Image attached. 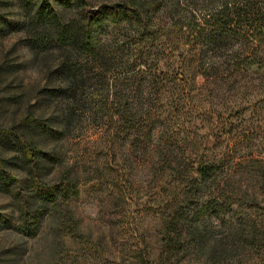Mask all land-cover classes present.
<instances>
[{
  "label": "rangeland",
  "instance_id": "374dc122",
  "mask_svg": "<svg viewBox=\"0 0 264 264\" xmlns=\"http://www.w3.org/2000/svg\"><path fill=\"white\" fill-rule=\"evenodd\" d=\"M173 2L144 56L134 55L123 34L102 58L80 56L92 101L70 121L49 96L59 84L58 53L34 58L18 30L0 36V134L30 102L35 115L67 124L34 137L43 162L59 155L44 168L49 188L63 180L78 189L58 200L41 233L24 223L15 188L0 190V264H132L141 253L156 259L173 204L189 211L184 234L193 226L207 234L199 244L180 242L168 264H264L260 230H228L232 218L264 219V37L245 21L234 25L240 18L208 21L218 5L244 7L237 0ZM25 11L13 3L8 18ZM14 153L0 145V156ZM200 171L207 178L196 184ZM28 190L21 186L22 195Z\"/></svg>",
  "mask_w": 264,
  "mask_h": 264
},
{
  "label": "trees",
  "instance_id": "16d2710c",
  "mask_svg": "<svg viewBox=\"0 0 264 264\" xmlns=\"http://www.w3.org/2000/svg\"><path fill=\"white\" fill-rule=\"evenodd\" d=\"M237 1L244 3V7L235 5L230 9L220 8L218 5L208 13V16L210 15L208 21L212 19L219 21L220 17H229L228 20L234 19L237 22L240 18V22L233 24L240 26L243 25L242 21H245V25L255 32L256 37H264V0ZM16 2L25 6V14L20 19L8 18L11 6ZM170 4H174L173 0H99L97 2L93 0H0V36H7L12 31L18 30L17 32L23 34L26 46L34 58L41 54L45 56L54 52L58 53L54 73H58L56 77L59 84L49 91V96L58 98V105L63 106V111L67 117H70L68 118L70 121L76 116L78 107L92 101L90 96L87 98L84 90L86 83L80 71V56L85 55L90 59L102 58L105 47L117 43L122 34L131 38L134 55L144 56L146 48L154 42L156 22L167 12ZM34 107L35 105L30 102L28 113L21 121L12 124L0 134L2 148L4 147L8 153L15 152L10 157L0 156V183L4 184L5 181L7 183L6 186L0 184V190L12 191L15 188L14 194L21 197L23 204L21 216L24 223L29 226L31 223L36 233H41L46 218L54 216L59 211L58 200H71L78 189L72 186L70 181L62 180L55 186L51 184L53 188H49L50 185L48 186L45 182L43 175L47 172H44V168L48 163L58 160L59 155L53 153L52 157L42 156L44 159H49L43 162L41 154L44 151L38 146L34 134L40 131L45 135H56L62 128L67 127V124H55L52 123L53 117L45 118L43 114L35 115ZM120 114L122 119L125 115L128 116L127 111ZM198 178H195L196 184L198 180L205 181L207 177L200 171ZM15 184H17L16 187L12 186ZM22 185L29 187L26 195H22ZM38 189H43L44 192L39 193ZM197 191L195 186V189L188 192L186 197L193 198L197 195ZM205 207L209 208L211 204ZM188 212V209L181 204L170 206L162 219L164 235L159 256L156 259L151 255L146 258L141 253L132 264H168L174 258L172 252L183 248L184 243L181 245L180 242L184 240L194 244L202 242L207 232L198 227H190L187 234L183 232L184 228H188L186 225L188 221L183 219L186 214H189ZM66 216L67 213L64 217ZM68 220L64 219L62 224L63 222L67 224ZM3 221L10 224L7 219ZM230 221L229 232H250L251 235L256 236L257 230H260L258 239L264 248V219L259 223L244 218H232ZM254 243L255 240L252 244Z\"/></svg>",
  "mask_w": 264,
  "mask_h": 264
}]
</instances>
